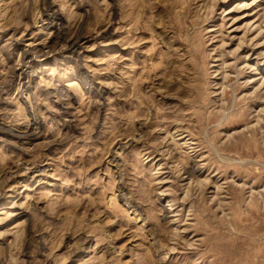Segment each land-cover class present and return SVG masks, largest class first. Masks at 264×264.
Instances as JSON below:
<instances>
[{"label": "rangeland", "instance_id": "374dc122", "mask_svg": "<svg viewBox=\"0 0 264 264\" xmlns=\"http://www.w3.org/2000/svg\"><path fill=\"white\" fill-rule=\"evenodd\" d=\"M0 264H264V0H0Z\"/></svg>", "mask_w": 264, "mask_h": 264}]
</instances>
